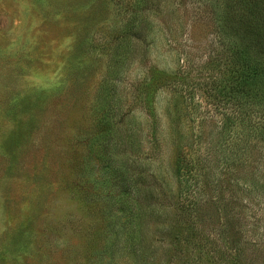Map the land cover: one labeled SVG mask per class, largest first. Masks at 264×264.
<instances>
[{
	"label": "rangeland",
	"instance_id": "374dc122",
	"mask_svg": "<svg viewBox=\"0 0 264 264\" xmlns=\"http://www.w3.org/2000/svg\"><path fill=\"white\" fill-rule=\"evenodd\" d=\"M221 37L207 0H0V264H264Z\"/></svg>",
	"mask_w": 264,
	"mask_h": 264
},
{
	"label": "trees",
	"instance_id": "16d2710c",
	"mask_svg": "<svg viewBox=\"0 0 264 264\" xmlns=\"http://www.w3.org/2000/svg\"><path fill=\"white\" fill-rule=\"evenodd\" d=\"M207 1L212 2L218 32L222 35L221 38L226 40L230 53L228 68L221 72L224 74L219 83L222 84L221 94L233 105L234 111L222 124L221 134L231 133L230 141L235 152L227 156L233 161L232 167L239 169L228 179V182H233L229 187L245 184L237 190L241 191L248 184L250 188L259 185L264 178V175L260 174L254 175V180L249 179L247 173L249 167L254 168L253 149L260 146L259 144L264 147V0ZM180 156L178 154L177 163ZM205 161L197 167H206L208 174L210 169L213 175V170L224 166L220 159L215 163L208 159ZM177 168L181 170L182 167L179 164ZM191 168L193 169V166ZM215 178L219 181V177ZM181 179L179 176L178 180ZM250 195L247 193V196ZM195 202L193 205L197 206L198 203ZM174 220L168 223L166 234L171 236V233L176 232V239L182 228L180 224L176 225Z\"/></svg>",
	"mask_w": 264,
	"mask_h": 264
}]
</instances>
